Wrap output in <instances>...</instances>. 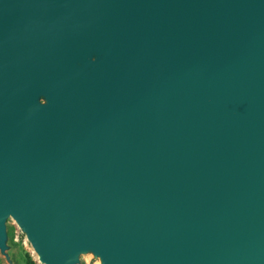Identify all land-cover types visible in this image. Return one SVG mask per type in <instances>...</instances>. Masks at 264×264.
I'll use <instances>...</instances> for the list:
<instances>
[{
  "label": "water",
  "instance_id": "water-1",
  "mask_svg": "<svg viewBox=\"0 0 264 264\" xmlns=\"http://www.w3.org/2000/svg\"><path fill=\"white\" fill-rule=\"evenodd\" d=\"M10 218L44 264H264V0H0Z\"/></svg>",
  "mask_w": 264,
  "mask_h": 264
},
{
  "label": "rangeland",
  "instance_id": "rangeland-1",
  "mask_svg": "<svg viewBox=\"0 0 264 264\" xmlns=\"http://www.w3.org/2000/svg\"><path fill=\"white\" fill-rule=\"evenodd\" d=\"M39 103L47 105V100L41 98ZM6 235L7 249L5 253L0 250V264H41L27 234L12 218L6 222ZM77 264H103V260L93 251H89L79 255Z\"/></svg>",
  "mask_w": 264,
  "mask_h": 264
},
{
  "label": "bare ground",
  "instance_id": "bare-ground-1",
  "mask_svg": "<svg viewBox=\"0 0 264 264\" xmlns=\"http://www.w3.org/2000/svg\"><path fill=\"white\" fill-rule=\"evenodd\" d=\"M37 257H38L39 262H40L41 264H44V262L41 260V258H40L39 256H37Z\"/></svg>",
  "mask_w": 264,
  "mask_h": 264
}]
</instances>
